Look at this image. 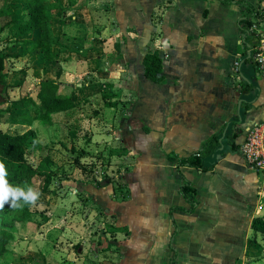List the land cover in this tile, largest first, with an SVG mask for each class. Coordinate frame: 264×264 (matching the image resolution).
I'll list each match as a JSON object with an SVG mask.
<instances>
[{
  "label": "crops",
  "instance_id": "1",
  "mask_svg": "<svg viewBox=\"0 0 264 264\" xmlns=\"http://www.w3.org/2000/svg\"><path fill=\"white\" fill-rule=\"evenodd\" d=\"M244 1L255 11L261 9L262 22L254 28L259 35L248 39L254 47L264 36V0ZM12 4L18 13L21 7ZM245 11L243 5L225 0H66L65 8L56 11L52 20L63 45L54 49L59 54L57 61L44 63L31 52L18 60L26 61L27 72L32 69L38 82L56 79L60 92L72 93L76 108L55 115L70 116L101 99L102 125L109 121L111 138L121 143L127 156L135 158L125 175L129 195L123 200L112 195L109 200H95L107 207L121 228L111 246V254L120 260H105L110 249H99L87 226L76 222L77 215L71 211L60 213L58 232L48 227L24 234L23 225L17 232L12 230L15 238L27 240L21 245L23 252L42 255L45 264L248 263V238L261 206L258 174L241 153L231 151H220L222 157L207 171L178 167L169 158L202 152L210 137L238 120L237 101L242 99L241 109L245 88L241 68L247 55L239 22ZM19 14L14 19L22 20L24 16ZM246 25L242 20L241 26ZM13 27L18 35V26ZM243 43L246 52L241 55ZM17 46L18 51L12 53H25L28 48ZM149 52L163 59L161 81L145 76L144 58ZM228 59L233 60L232 65ZM236 63L244 88L236 89ZM26 76V72H11L6 77L19 88ZM236 90L242 92L239 97ZM106 100L117 104L104 110ZM254 102L264 110V102ZM261 121L264 119L237 123L236 144L240 146L245 132ZM90 122L89 136L104 132L94 129L95 118ZM186 181L196 190L194 205L192 195L181 190ZM56 221L50 216V223ZM71 240L80 244L79 252L84 251L81 259L68 246L62 248L63 242L72 246ZM15 261L24 260L16 256Z\"/></svg>",
  "mask_w": 264,
  "mask_h": 264
},
{
  "label": "rangeland",
  "instance_id": "2",
  "mask_svg": "<svg viewBox=\"0 0 264 264\" xmlns=\"http://www.w3.org/2000/svg\"><path fill=\"white\" fill-rule=\"evenodd\" d=\"M13 4L21 8L24 5L23 0H14ZM17 12L18 13H15V15L19 17V11L17 10ZM6 19L8 18H0V26L5 23ZM252 19L260 27L262 14L259 16L254 15ZM259 20L260 22H258ZM0 38L4 45L20 40L19 36H17V28L13 26H10V28L8 27L1 34ZM5 48L7 52L11 53L18 51L19 49L17 45L12 44L5 46ZM240 51L241 55L246 52L244 43L243 46L240 47ZM241 60L242 59H239L237 63H240ZM229 63L232 65L233 60L228 59V64ZM237 63L236 70L233 72L235 73L234 79L236 80V89L240 88V86L244 88L242 78H240L241 75L239 76ZM253 63H249L251 66L249 70L255 75L256 84L258 85L260 83L259 86L263 88V90L260 88V94L256 101H258V103L260 101L264 102V81L261 77H257V68ZM10 66L12 69L9 74H11V72H21L20 70H22V72H26L27 76L19 88L10 90V97L14 100L9 106L12 112V121H9L8 116L6 118H0V128L8 132H24L30 129L35 130L37 135L34 134L32 138L34 140L37 138L40 140V147L35 148L33 144L30 146L27 151L28 160L35 167H38L48 156L51 160V164L49 165L50 169L56 173V177L51 185L50 193L45 195L39 192L41 195L33 205L34 213L30 219L31 222L18 223L15 227L11 228V230L17 232L21 225H23L22 231H24V234H28L29 231L34 232L37 230L43 232L44 229L48 227L49 229H54L55 232H58L61 229L58 221L60 213L71 211L77 215L74 218L76 222L87 226V229H89L88 235H90L92 241L94 240V242H97L96 245L99 249H103L105 252H107V248L110 249L109 254H104V258H106L105 260H109L108 262L110 263L111 261L118 262L120 257L111 254V246L114 244V241H116L115 237L118 232H120L121 228L115 225L113 221L115 216L107 211V207L99 206L95 200H109L112 196L113 198L118 197L120 200H123L124 197L129 195L130 190L127 188V179L125 175L130 172V169L135 162V158L127 156V152L121 143H115L114 139L111 138L110 122L106 121V126L102 125L101 122L105 121V117L104 115L102 116L101 111L98 110L99 105L103 104L101 99L84 105L80 112L74 110L70 116L67 114L55 115L53 120L49 122L52 123L51 125H48L49 123H42L39 120H35L29 125H24L22 120L26 117L32 118V112L29 108H22L20 102L26 96L33 95L34 97H37L36 92L38 89V80L32 72V69L27 72L29 66L26 64V61L13 58L10 61ZM244 66L246 68L249 67L247 63ZM229 88L233 91L231 85H229ZM236 93L238 94V97L242 94L239 90H236ZM102 99L104 100V98ZM241 100L242 99L239 98L237 103L239 104ZM16 101L17 103H20L19 107H17L15 103ZM254 103L255 102H253L248 111H246L244 123H246V121L252 123L253 121L264 119L263 107L254 106ZM109 108V106L105 107L104 110L110 111ZM26 111H29V114H22ZM106 113L108 114V111H105V114ZM93 118L96 119L94 129L99 130L103 128L104 132L95 131L92 136H89V134H91L89 130L93 128V126L90 125V119ZM261 122L264 123V121ZM228 151H231V153H241L239 150L233 151L229 141H227V148L222 150V152L226 153ZM222 152L218 154H221ZM258 176L260 179L258 192H260L261 187L264 184V178L261 171ZM35 182L39 189L42 179L37 178ZM91 194H94V198ZM258 195L261 206L256 216H264V195L259 193ZM50 196L52 202L49 201ZM65 200L66 202H63ZM48 204H51L53 208L51 209V205ZM122 211L123 208L121 210V213L123 214ZM50 216L57 218L56 223H50ZM51 224L54 225L51 226ZM249 239L250 238H248V244H250ZM26 241L27 240H24L23 237H16L14 240L10 241L9 247L13 253L12 259L15 260L16 256H20V258L24 260L23 263L29 264L36 262L37 264H45L42 255L38 253L29 255L26 251H22L23 249L21 245L23 243V245H25ZM72 243V246L67 245L69 244L68 242L67 244H64V242L60 244L62 245V248L68 246L67 249L75 251L77 256L81 259V254L84 251L79 252L80 244L77 246V244L71 240V244ZM57 244H59V242H57ZM82 248H84V245ZM117 249L118 248L113 249V252L117 251ZM247 249L249 254H255L251 255V259L247 264H264V234L258 236V245L251 244ZM73 260L77 263L75 259Z\"/></svg>",
  "mask_w": 264,
  "mask_h": 264
},
{
  "label": "trees",
  "instance_id": "3",
  "mask_svg": "<svg viewBox=\"0 0 264 264\" xmlns=\"http://www.w3.org/2000/svg\"><path fill=\"white\" fill-rule=\"evenodd\" d=\"M225 1L243 5L246 10L245 16H259L261 14V9L255 11V7L247 1ZM10 2L11 0H4V4L0 5V18H8L0 26V36L8 27L17 25V36H26V39L23 41L17 40L9 44L25 45L28 47L25 53L13 54L5 50V46L9 44H2L3 41L0 38V118H6L8 116L9 121H12V112L9 106L13 102L10 97V90L17 87V85L10 84L6 77L12 69L10 61L28 52L33 53L44 63L57 61L56 59L59 54L54 49L55 47H62L63 45L60 36L54 31L52 20L56 11L65 8L66 0H24L23 7L18 10L24 16L22 20L14 19L15 13ZM247 25L258 26L253 19L247 21ZM250 62H254L253 58L247 59V55H245L241 68L244 74L243 78L245 80L243 83L245 88L243 89V104L238 114V120L231 121L223 127L219 134L210 137L205 143L202 152L188 157H169L170 160L177 162L178 167L189 166L204 171L212 170L217 164V154L220 152V147L224 145L226 149L227 141L231 144L233 151L240 149V146L235 142L237 137L235 125L242 120L244 121L246 111H248L252 102L260 94V87L256 84L255 75L247 72L251 67ZM246 63L249 65L247 68L243 66ZM253 64L256 66L255 62ZM144 66L145 76L147 78L155 82L163 79L159 77V74L163 71V59L160 55L152 52L147 53L144 58ZM59 88L60 83L56 79H44L38 82L37 99L32 96H26L20 102L22 108H29L32 112V118L26 117L22 120L23 124L29 125L35 120H39L42 123H49L52 121L53 115L68 112L76 108L77 104L74 101L72 93L60 92ZM109 97L111 96L104 95L106 99H109ZM105 104L111 107L117 103L106 100ZM24 113L27 115L29 111L23 112L22 114ZM34 134H36L34 130L8 132L0 128V163L4 164L7 171V179L13 186L27 185L38 192L48 193L51 191V185L56 177V173L50 169L49 165L51 164V160L48 156L44 161L45 163L43 162L38 167H35L28 160L27 151L30 146L33 144L35 148L40 147L39 142L32 138ZM221 138H223L222 143H220ZM37 178L42 179L39 189L35 182ZM181 190L186 196L189 194L192 195L191 202L194 205L196 190L191 187V182L186 181L181 187ZM33 213V205H25L22 209H12L9 204H6L3 210H0V264H23L12 259L13 253L9 248V243L15 238V234L11 228L15 227L18 223L28 222L32 218ZM261 234H264V216H257L252 221L249 245H258V236ZM249 255L255 254L250 253Z\"/></svg>",
  "mask_w": 264,
  "mask_h": 264
},
{
  "label": "built area",
  "instance_id": "4",
  "mask_svg": "<svg viewBox=\"0 0 264 264\" xmlns=\"http://www.w3.org/2000/svg\"><path fill=\"white\" fill-rule=\"evenodd\" d=\"M252 58L256 64L257 77L264 80V36L260 37L258 43L253 47ZM240 152L248 167L257 174L261 171L264 178V123L256 124L247 130L240 145ZM259 194L264 195V184Z\"/></svg>",
  "mask_w": 264,
  "mask_h": 264
},
{
  "label": "clouds",
  "instance_id": "5",
  "mask_svg": "<svg viewBox=\"0 0 264 264\" xmlns=\"http://www.w3.org/2000/svg\"><path fill=\"white\" fill-rule=\"evenodd\" d=\"M40 193L31 186H13L7 179V171L0 163V210L6 204L12 209H22L25 205L32 206L40 197Z\"/></svg>",
  "mask_w": 264,
  "mask_h": 264
},
{
  "label": "water",
  "instance_id": "6",
  "mask_svg": "<svg viewBox=\"0 0 264 264\" xmlns=\"http://www.w3.org/2000/svg\"><path fill=\"white\" fill-rule=\"evenodd\" d=\"M253 18V15H249V16H244L243 18H241V21L242 20H245V21H248V20H252ZM241 21L239 22V26L241 27L242 29V39H243V42L246 44L247 46V59H251L252 58V49H253V43L251 41H248V39L250 37H257L259 35L258 32L254 31V28L256 26H249V25H246V26H241ZM162 73L159 74V77H161ZM242 76L243 73H241ZM246 80H248L246 78ZM252 84V83H251ZM242 103V100L239 102V107L238 109L240 110V104ZM247 132V131H246ZM245 132V134H246ZM225 136V135H224ZM223 142V138L220 139V143ZM224 150V145H222L220 147V151ZM222 157L221 154H218L217 155V160H219L220 158Z\"/></svg>",
  "mask_w": 264,
  "mask_h": 264
}]
</instances>
